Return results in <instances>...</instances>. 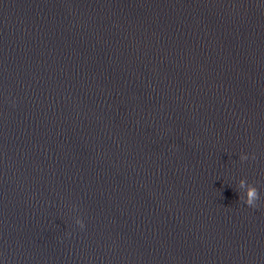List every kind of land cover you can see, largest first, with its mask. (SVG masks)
<instances>
[{"label": "water", "instance_id": "obj_1", "mask_svg": "<svg viewBox=\"0 0 264 264\" xmlns=\"http://www.w3.org/2000/svg\"><path fill=\"white\" fill-rule=\"evenodd\" d=\"M0 264H264V0H0Z\"/></svg>", "mask_w": 264, "mask_h": 264}, {"label": "clouds", "instance_id": "obj_2", "mask_svg": "<svg viewBox=\"0 0 264 264\" xmlns=\"http://www.w3.org/2000/svg\"><path fill=\"white\" fill-rule=\"evenodd\" d=\"M248 158L247 154L240 155L241 161H247ZM239 189L241 190V193L239 194L240 200H243L249 207H256L257 201L260 199L258 188L254 184L249 183L247 178H242L239 180ZM75 222L81 229L85 227L84 220L82 218L78 217Z\"/></svg>", "mask_w": 264, "mask_h": 264}]
</instances>
